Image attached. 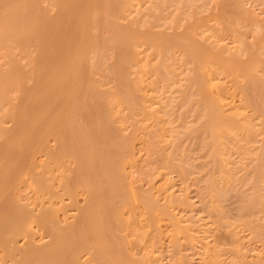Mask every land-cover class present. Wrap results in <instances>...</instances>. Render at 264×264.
Segmentation results:
<instances>
[{"label": "bare ground", "instance_id": "6f19581e", "mask_svg": "<svg viewBox=\"0 0 264 264\" xmlns=\"http://www.w3.org/2000/svg\"><path fill=\"white\" fill-rule=\"evenodd\" d=\"M133 1L0 0V51L8 62V66L0 67V108L9 105L5 118L12 122L11 126L0 128V250L4 252L0 260L10 258L16 264H86L82 259L87 251L96 264L142 262L129 247L126 250L131 241L120 232L134 222L139 223L140 215L147 220L154 215L157 221L169 220V216L166 208L154 200L155 193L152 199L132 185L136 181H132L126 164H133L137 157V138L133 133H125L118 121L123 124L126 112L133 118L139 106L143 114L150 113L157 123L165 119L164 112L159 115L160 109L147 112L149 105H143L152 97L143 94L150 85H145V68L156 57L153 84L176 81L179 74L172 67L175 63L171 65L168 60L178 50L192 61L189 85L185 80L184 88L178 90L183 93L181 102L186 107L199 105L196 113L202 120L197 128L184 132L204 133L203 143L213 148L210 152L217 157L216 167L222 173L235 168L232 163L230 167L234 168L228 172L229 151L226 154L224 147L228 139L234 141L232 138H237L241 131L250 139L255 132L264 134V17L237 0L233 2L234 12L248 21L254 38L251 42L238 38L240 45L233 49L217 40L215 44L200 40L194 25L183 31L177 30L175 24L172 32L156 30L159 19L168 14L164 15V11L175 0H159L153 7L145 6V12L138 5L135 9L143 12H136L137 16L133 6L139 2ZM236 20L229 21L230 27H234ZM144 45L151 51L146 58L142 56ZM16 49L26 62L17 56ZM135 73L137 77L133 78ZM107 77L112 78L114 86L103 88ZM224 79L227 85L222 83ZM15 91L19 93L14 98L11 93ZM256 117L261 118L258 126L254 123ZM235 140L238 148L243 149L242 141ZM164 157L174 158L168 154ZM68 159L75 164L74 168L67 164ZM254 161L253 176L248 182L253 192L248 193L251 196L246 205L264 207V138ZM58 165L63 166L59 174L55 169ZM30 179L38 193H50V198L67 194L77 204L75 196L83 192L86 205H78L76 215L66 221L60 220L61 209L66 210L68 205L63 199L60 206L51 202L35 213L17 194L18 187ZM56 179L62 188H55ZM214 185L215 180L207 190L210 197L219 195L220 190ZM191 224L196 226L194 221ZM37 225L50 238L43 244L36 242Z\"/></svg>", "mask_w": 264, "mask_h": 264}, {"label": "rangeland", "instance_id": "374dc122", "mask_svg": "<svg viewBox=\"0 0 264 264\" xmlns=\"http://www.w3.org/2000/svg\"><path fill=\"white\" fill-rule=\"evenodd\" d=\"M135 1L137 3L139 2V4ZM158 1L159 0H147L146 2V0H134L133 2L137 4V6L134 5L135 7L133 6V10L137 8L138 5H140L138 9L143 8V11L147 10L145 6L148 8L149 6L153 7L155 2ZM172 1L173 0L169 2ZM220 1L223 0H175V2H172L175 6H173V4H169L170 8L168 7L169 5L167 6L168 9L164 11V15L168 14L164 17L165 19H159V26L156 30L159 29L172 32L174 31L173 26L175 24L178 28L177 30L183 31L186 29V26L191 25L193 27L194 25L196 36L200 40L203 39L202 41H207L208 43H214L215 40H217L216 42L218 44H224L223 46L233 47L234 49L236 46L240 45V41L237 40L238 38L246 42H251L254 38L249 28L250 24H248L246 19L239 17L234 12L233 2L235 0H224V5H222ZM237 1L242 3L246 9L259 14L258 16L260 17H264V0ZM179 5L183 6L182 11V6L178 8ZM135 10L133 11L134 14L142 11ZM171 11H173L174 16L170 15ZM231 11L234 13H231ZM137 15L135 14L134 16ZM231 17H233V19ZM149 18L152 19V17ZM178 20H180V23ZM228 20H234L233 23H235L236 20L237 23L235 25L233 24L234 27L232 28ZM162 21L164 25L161 27V24H163ZM167 26L169 29H166ZM207 37L209 39L206 40ZM141 49L144 51L142 56L145 58L148 56V53L151 52L146 49L145 45L142 46ZM182 52L178 50L174 53L175 55H172V57L169 56L168 60V63L171 65L175 63V66L172 65V67H174L179 74L175 82L170 81L164 83L160 81L158 84L152 83V79L155 77L153 75V69L156 65L157 57L145 68V85L147 83L150 85L147 84L149 87L147 86V90H143L144 92L147 91L143 94L148 95L147 98L151 95L155 99L150 97L148 98L150 102L146 101L147 103H144L143 101V105H149L146 108L147 112H154L160 109L159 115L161 116V112H164L165 115L163 114L162 116L165 119H163L162 122L159 120L160 123H157L156 119H153V115H150V113L148 115L143 114V112L140 111L141 106H139L133 118L130 115L127 116V112L124 114L125 111H127L125 110L124 113H122L124 114L123 124L122 122L120 124L118 121V124L120 126L122 125L121 127L124 128L123 130L125 133H128V135L133 133L135 138H137L135 139L136 141L134 140V149L137 157L135 156L133 164H126V169L131 179L133 178L136 181L132 183V185L136 187L137 190L145 192L151 198L155 193L154 195L156 197H153L155 198L154 200L161 204L163 208H166L167 217L169 216V220L158 219L157 221L154 215H151L148 220L145 216L140 215L139 223L142 220V225L134 222L135 224L132 223L128 225L127 230L122 233L120 232V234H126L131 241L130 245L127 244L125 248L127 250L129 247L131 252H135H133L135 257L140 258L139 262L140 260L142 261L140 264H152L150 261H154L153 264H258L264 262V207L261 205L255 207H253V205H246L248 204V198L251 196H248V193L250 194L253 192V189H251L253 187H251L248 182L253 176L252 173L256 164L254 163L256 161H254V159L255 156H258L259 152H261L264 134H262V137L259 132H255L254 138L250 139L247 134L241 131V134L240 132H238L239 135L236 134V137L238 135L237 138H232L234 141L231 142V139H228V145L226 144L227 146H224L226 147V154L227 151H229L226 155L228 159H230L229 166L227 167L228 172L231 167L234 168V164L235 168H231V174L230 172L222 173L218 166L216 167V163L218 162L217 157L214 158L213 151L210 152V149L213 150V148H209V146L203 143L205 136L201 134L204 133L198 135L196 133H191V130H188V133L187 130L184 132L185 129L197 128L196 126H199L202 117L198 116L196 113L199 111V105L197 103L191 104L190 106L187 105L186 107V105L181 102L183 101V93L179 90L181 89L180 87L184 88L183 85L186 84L189 75L192 73L191 66L193 65L191 63L192 61L187 58V55L185 56L184 52ZM2 53L3 52L0 51V67H6L8 66L7 57ZM15 53L19 58L21 57V55L18 54L19 49H16ZM243 57L245 58L246 54H244ZM185 60H187V62ZM22 61L26 62L25 58H22ZM105 72L109 74L108 69ZM132 77L136 78L137 73L133 74ZM221 77H223L222 74ZM171 82L172 84H170ZM105 83H107V85L103 86V88L114 86L112 78H105ZM222 83L224 85L228 84L225 79ZM229 84H231V82ZM187 85H189V83ZM156 87L157 89H155ZM150 88L152 91H155L150 92ZM18 93L19 92L16 91L12 92L11 96L15 98ZM196 97L197 95L192 98L195 99ZM239 98L240 94L237 96L236 100H239ZM153 100L157 103L159 102L158 105H156L157 103ZM166 101H168V103L171 102L168 104ZM160 102H163V104ZM239 103L240 101L237 102V104ZM140 105H142V101ZM162 105L166 108L161 107ZM8 108L9 105L5 106L3 109L0 108V128L2 125H12V122L6 121L5 118ZM119 108L121 109L122 106ZM186 108L189 109V111ZM184 110L187 112H184ZM248 111L249 114L252 115V112L250 110ZM196 114L197 118L195 117ZM251 119L253 120V117H251ZM164 121L166 122L164 123ZM260 122L261 118L256 117L254 123L258 126ZM191 126L193 127L188 128ZM174 127L177 131H181V133L179 132L180 134H178ZM173 134L176 136L178 134L180 136H177L176 139ZM235 139L242 141L240 142L245 145V150L244 148H238ZM1 141L2 138L0 137V142ZM52 144H54V142H52ZM230 144L234 145L232 146L233 148ZM207 148H209V150ZM165 154L172 155L174 158L165 160ZM232 159L236 161L237 164L233 162ZM232 163L233 165L230 167ZM67 164L71 166L70 168H74L75 164L69 159ZM180 164L184 165V167H181L182 165L180 166ZM58 166L60 167L61 165ZM58 166L55 167L57 174L61 173L63 170V166L60 168H58ZM216 168H218L219 171H217ZM227 175L229 176L226 177ZM133 179L132 181L134 182ZM214 180V188L218 191L220 190V192H218V195L216 193L217 190H215L213 194L217 195H212V198V196L210 197L211 193L209 194L207 190L209 191V185H211ZM53 182L55 183L56 189L62 188L58 179ZM33 183L34 181H32V179L28 182H23L22 185L18 187L17 194L22 202L28 204L35 213H38L43 206H49L51 202L60 206L62 204L61 200L63 199L64 203L68 205L66 210L61 209L60 220L66 221L67 217L70 220L73 219L78 211V205H86L85 195L82 194L83 192L75 196L79 201L75 204L73 198L67 194L50 198V193H38ZM163 186L166 187L165 191L167 189L168 192L164 191V188H162ZM174 199L176 200L174 201ZM131 209L132 214H135L132 204ZM145 220L148 222L146 221V223ZM193 221L196 223V226L195 224H191ZM145 223L148 226H146ZM261 224H263L262 227H260ZM202 226L206 231H204L203 228L202 230H200L201 228L199 229V227ZM41 227L42 226L37 225L35 228L36 242L38 244H43L50 239L48 234L44 232ZM23 242L24 241H21V243ZM134 245H136L137 248ZM3 255L4 252L0 250V257ZM156 258L158 261H156ZM148 259H150V261ZM82 260L86 261V264H96L93 259H90V254L87 253V251L84 252ZM0 264L16 263L14 260L6 258L0 260ZM100 264L109 263L102 262Z\"/></svg>", "mask_w": 264, "mask_h": 264}]
</instances>
